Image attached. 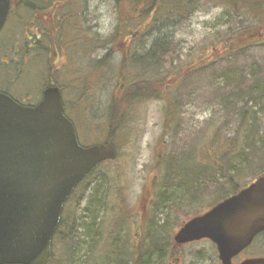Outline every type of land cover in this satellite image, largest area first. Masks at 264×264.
Instances as JSON below:
<instances>
[{
    "label": "rangeland",
    "instance_id": "rangeland-1",
    "mask_svg": "<svg viewBox=\"0 0 264 264\" xmlns=\"http://www.w3.org/2000/svg\"><path fill=\"white\" fill-rule=\"evenodd\" d=\"M66 1H73L68 6L72 17H61L64 19L62 28L54 26V9L50 14L46 11L45 15L39 10L41 5L38 2L34 3L36 10L24 7L16 10L14 16H9L0 33V63L3 61L4 64L0 72V86L2 83L14 85L10 93L16 100L36 104L44 88L56 81L55 85L62 88L66 113L76 125L81 144L90 146L109 140L110 104L114 99L124 97L133 85L130 83L160 84L154 88L161 93V98L150 97L122 109L125 128L117 130L112 138L119 151L118 159L99 167L84 183L85 187H79L67 206L65 233L69 237L73 221L83 216L85 211L91 189L88 187L93 186L94 194L101 195L102 215L98 220L94 244L87 247L85 254L75 245L74 253L78 251L81 255L72 254L66 259L59 244L58 258L52 263L111 264L120 261L123 250L138 252V243L156 238L152 236L156 225L164 224L166 233H170L169 238L174 240L181 227L195 214L208 212L214 206L215 195L198 185L201 191H194L192 195H204L202 202L198 203L201 206H194L192 210L187 209L189 205L181 208L177 205L179 203L171 200V190L177 185L174 178L187 173L182 162L185 154L190 156L187 159L199 161L202 157L198 156L197 148L200 152L205 151V157L208 155V151L203 150L204 144L207 146L213 140L220 142L222 147L228 143L227 139H243L235 112L226 110V103L235 92L231 85L222 86L224 79L220 73L230 66L242 73V78H238L241 81L239 84L249 87L251 82L254 83V78L248 77L252 69L264 67V45L247 48L242 51L245 60L226 64L220 57H225L232 49L229 55L234 53V58H238L241 50L236 52L235 48L251 39L245 34L242 37L239 35L237 40L234 38L250 22L244 20L245 16L239 18L231 11L232 0H207L196 6L191 16L181 17L176 24L164 30L171 36L170 53L164 63L151 72V69H141L133 61L134 55L143 56L151 48L154 36L155 26L149 18L143 19L139 14L142 12L140 7L133 10L131 0H123L122 3L116 0H63L64 6L68 4ZM121 10L124 13L118 20ZM120 22L124 26L120 28L121 33L124 30L123 42L120 40L112 46L108 41ZM255 26L259 28L260 24ZM36 27L48 31L45 37H42L41 30L36 31ZM256 32H263L264 36V27ZM38 35L45 39L37 49L27 50V37L35 39ZM227 37L232 38L225 46L224 39ZM58 43L64 47L60 48ZM41 54L45 56H42V61L39 58ZM105 56H109L108 67L95 70L97 62ZM48 57L55 65L51 72L45 67ZM123 58H126L124 62ZM4 68L7 69L5 77L9 83L2 80ZM121 73L125 74V78L121 77ZM234 79L233 76L231 80ZM88 85L90 87L86 91ZM257 127L264 135V115L257 119ZM250 145H245L244 149L247 150ZM162 157L165 158L162 160ZM166 158L169 162H180L177 163L181 167H177L179 172L173 173L172 167L167 168ZM105 171L110 181H107ZM102 172L105 185L98 188ZM204 174L205 177L202 174L197 177L191 175L192 183L200 184L198 178L206 180ZM247 178V182L253 181L250 176ZM177 181L183 180L180 178ZM95 199L100 203L97 197L92 201ZM195 200L196 197L192 202ZM127 241L131 246L127 247ZM116 246L119 247L118 252ZM184 247L177 250V256H181L177 262L168 259L165 264H221L217 249L211 243L203 241ZM242 254V258L264 256V236ZM152 260L151 264H158L153 256ZM238 261V258L234 259L233 263Z\"/></svg>",
    "mask_w": 264,
    "mask_h": 264
},
{
    "label": "water",
    "instance_id": "water-1",
    "mask_svg": "<svg viewBox=\"0 0 264 264\" xmlns=\"http://www.w3.org/2000/svg\"><path fill=\"white\" fill-rule=\"evenodd\" d=\"M12 0H0V32ZM112 143L81 146L58 87L27 107L0 92V264H48L64 205L100 163L117 158ZM264 232V176L186 223L177 245L213 242L222 264ZM241 264H264L263 258Z\"/></svg>",
    "mask_w": 264,
    "mask_h": 264
},
{
    "label": "trees",
    "instance_id": "trees-1",
    "mask_svg": "<svg viewBox=\"0 0 264 264\" xmlns=\"http://www.w3.org/2000/svg\"><path fill=\"white\" fill-rule=\"evenodd\" d=\"M63 0H17L16 7L13 9V14L16 12V10H21L24 7H31L35 9V2H38V4H45V6L42 7V10H49L54 9V17L56 24L59 21V17H72V10L68 9V6H71L73 4V1H66V4L64 6ZM118 3H122L123 0H116ZM131 6L133 7V10L137 9L138 7L141 8V11L139 14L142 15L143 19H148L149 22L152 24V26H155L154 28V36L151 41V48L143 55H134L133 61H136L137 65L143 69H151V72H154V69H157V66L160 67L162 63H164V59L167 57V55L170 53L169 45L171 44V41L168 35L164 30L168 29L172 26V24H176L181 17H189L193 14L195 7L201 4L203 1L207 0H131ZM47 2V3H46ZM59 3H63L61 6L58 5ZM18 4L20 5V8H18ZM231 11L233 13H236L237 17L243 18L245 16L246 21L250 22L248 26L242 27L238 35H236L234 38H238L244 36L242 34L248 35L251 37V39L240 46L236 47L234 51L238 52L241 50L240 56L238 58H234V53H232V56L229 54L231 53L232 49L228 52V54L224 57H220L223 61H226L225 63H233L237 60L244 59V53L243 50L247 48H252L256 46H262L264 45V36L263 32L258 34L259 32H256V30L260 31L261 27H264V0H232V6L230 7ZM36 10V9H35ZM32 10L31 12L35 11ZM41 10V9H40ZM38 11V10H37ZM51 13V10H50ZM49 13V14H50ZM62 13V14H61ZM124 12L121 10L119 13L118 20L120 18V15ZM20 15V12L19 14ZM141 17V18H142ZM62 18V19H63ZM176 19V22L174 21ZM54 21V18H53ZM147 20L144 22V25L146 24ZM244 23V21L241 22V25ZM54 25L58 28L57 25ZM255 24H260L259 28L255 26ZM150 25V24H149ZM147 25V27L149 26ZM60 26V24H59ZM143 26V24H142ZM144 27V26H143ZM120 28H124L122 23L120 22L118 27L116 28L115 32L110 37V45H116L120 40L123 42V31L121 33ZM258 28V29H256ZM128 33V31H126ZM165 32V33H164ZM128 35V34H127ZM40 38V37H39ZM232 38V37H229ZM228 37L224 39L225 46L229 44L231 41ZM237 40V39H236ZM240 41V40H239ZM59 44V43H58ZM63 48V47H61ZM225 48V47H224ZM41 61L43 60V57H41ZM109 56H105L102 58L97 64L95 65V70H100L103 68L108 67L109 63ZM158 58L163 59V61H159ZM123 58V62H124ZM242 60V61H244ZM46 63V62H44ZM231 65V64H230ZM2 62L0 63V72L3 68ZM255 66H257L255 64ZM50 72L52 69L55 68V65H52V62H50V57H48V62L45 66ZM264 67L258 68L255 67L252 69L250 74L248 75L249 78H254V83L251 82V85L249 87H242V83L239 84L238 78H242V73L238 70L231 69L230 66L227 67L225 71L220 73L222 76L223 84L222 86H232L233 92L232 96L229 98V100L226 103V110H229L230 113H234L237 116L238 124H239V132L243 133V139L239 140L237 137H233L232 139H227L226 144H224L221 147V143L214 141H211V143L207 146L204 144V149L208 151L207 157H205V151L200 152V148H197V154L198 156L202 157L198 160L187 159L190 156L185 154L183 161L184 162V170H186L187 173L191 174L193 177H197L198 174H202L205 177L206 173V180L203 181L202 178H198L197 181H200V184L194 185L192 183V177L191 175H188L187 173H180L183 176H179L183 181L178 182L180 178H174L177 182L176 187L173 188L171 200L175 202L177 205H179L181 208L185 209L189 205L187 209L192 210L191 208L194 206H198L201 204H198L202 202L203 194L200 193L198 196H193L192 193L196 191L197 193L201 191L200 186L203 187V190L208 189L209 194L215 195V201L214 205L223 199L234 195L238 193L241 189L248 186L251 182H247V177L250 176L252 180H255L260 175L264 174V135L261 129L257 127V119L261 115H264ZM4 72V78L2 80L9 83L8 78L5 77L7 69H3ZM1 76V75H0ZM235 77L234 80H231ZM121 77L125 78V74L121 73ZM22 79V78H21ZM230 81V82H229ZM232 81V82H231ZM137 81H133L130 84H133L130 86V89L134 87L133 90L130 91V89L127 90L124 97H120L117 99H114L110 104L109 109V142L112 141V138L114 136V133L122 128V109H124L128 105H132V103H139L144 99L150 98V97H156L161 98V93L157 91L154 87H157L158 85L154 84H146L143 83H136ZM235 82V83H233ZM238 82V83H236ZM135 83V84H134ZM54 84H56V81H54ZM51 85V84H50ZM14 85L10 84H1L0 91L5 92L7 94L10 93V88ZM90 85L86 87V91L89 90ZM124 87V85H122ZM231 95V94H230ZM229 95V96H230ZM119 101V105H118ZM29 105H32V103L27 102ZM216 137V136H215ZM225 140H223L224 142ZM113 142V141H112ZM251 143V145H250ZM248 146V149H244V146ZM190 152V150H189ZM242 157V158H240ZM165 157H162V160ZM170 158V157H169ZM169 158L165 159V163L167 168L172 167L173 173L179 172L177 167L181 168L179 164L180 162L174 161L169 162ZM178 160V159H177ZM107 163H113V162H107ZM106 163H103L99 165V167L105 165ZM207 165L205 169L202 168V166ZM98 167V168H99ZM95 169L89 177L85 180V182L96 172ZM164 168V162L161 163V170L163 171ZM183 170V171H184ZM182 171V172H183ZM204 172V173H203ZM103 173V172H102ZM105 174L107 175V181H110V178L108 176V172L105 171ZM169 175V173H167ZM104 173L101 176V179H99L100 184L98 188H103L104 184ZM84 182V183H85ZM84 183L81 186H84ZM205 183V186L204 184ZM112 183H110L111 185ZM179 184V185H178ZM198 185H200L198 187ZM79 186V187H81ZM195 186V187H194ZM77 188L76 192L80 189ZM89 189H87V192L89 190L88 195V201L85 204V211L83 213V216L77 217L70 229L69 237L68 234H66L67 229V219L63 217L61 220L58 230L55 234V237L53 239V256L52 261L50 264L55 262L56 258H58V247L59 244H61V251L64 254L63 257H69L70 255L78 256L82 254H85L87 247L90 248L91 244H94L95 242V235L97 233L96 229L98 227V220L99 217L102 215V197L101 195L98 197L94 194L93 186H89ZM97 188V189H98ZM86 192V193H87ZM74 193V194H75ZM67 201L66 204V211L67 206L71 203L72 197ZM196 194V193H195ZM98 198L92 201L94 198ZM192 197V199H191ZM196 197L195 202L194 198ZM170 201V200H169ZM169 201L167 203H169ZM174 203V205H175ZM197 203V204H196ZM164 205V204H163ZM197 213V212H195ZM195 213L191 214L194 215ZM198 215V214H195ZM170 223V222H169ZM165 225L155 226L154 228V234L152 236H155L156 238L150 240L147 243H138V252L133 249H126L123 250V252L120 253V261L118 262H112L111 264H151L152 263V256L156 260V263L158 264H165L168 259L172 261L179 258L181 256H177V250H179L181 247L178 246L175 241L171 238H169L170 233H166L165 228H163ZM166 227V226H165ZM152 228H150L151 231ZM65 230V231H64ZM76 232H82L81 236L78 235ZM139 234V233H138ZM135 236V234L133 235ZM158 236V237H157ZM264 236V233L259 236ZM134 238V237H133ZM128 245H130L129 241H127ZM76 245L77 248L80 247V250H82L81 253L78 251L74 253V246ZM79 245V246H78ZM131 246V245H130ZM143 246H147L144 249ZM186 248L182 247L181 249ZM85 249V250H84ZM116 251H119V247L116 246ZM122 251V248H121ZM168 252V253H167ZM87 253V252H86ZM136 253L138 254L136 257ZM89 254V253H88ZM178 257V258H177ZM71 259V258H67ZM158 260V261H157ZM98 264V263H96Z\"/></svg>",
    "mask_w": 264,
    "mask_h": 264
},
{
    "label": "flooded vegetation",
    "instance_id": "flooded-vegetation-1",
    "mask_svg": "<svg viewBox=\"0 0 264 264\" xmlns=\"http://www.w3.org/2000/svg\"><path fill=\"white\" fill-rule=\"evenodd\" d=\"M17 0H14L13 1V4H12V9H14L16 6V2ZM199 215V214H198ZM198 215H195V216H193V217H196V216H198ZM192 217V218H193ZM197 243H201V242H196V243H193V244H197ZM192 245V244H191ZM243 254H240L238 257H236L235 259H239V261L236 263V264H240V263H242L244 260H246V259H249V258H251V257H244V258H242L243 256H242Z\"/></svg>",
    "mask_w": 264,
    "mask_h": 264
}]
</instances>
